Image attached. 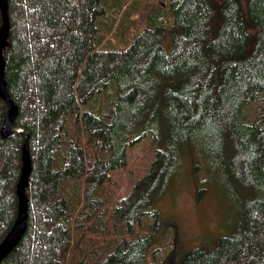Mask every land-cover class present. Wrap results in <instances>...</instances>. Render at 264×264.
<instances>
[{"label": "trees", "instance_id": "16d2710c", "mask_svg": "<svg viewBox=\"0 0 264 264\" xmlns=\"http://www.w3.org/2000/svg\"><path fill=\"white\" fill-rule=\"evenodd\" d=\"M7 1L5 76L32 172L27 232L0 264H167L172 251L158 252L176 226L160 202L199 144L243 207L232 236L178 264H264V0H117L140 29L123 48L99 29L109 0ZM6 109L0 97V243L18 214L26 138L3 137Z\"/></svg>", "mask_w": 264, "mask_h": 264}, {"label": "rangeland", "instance_id": "374dc122", "mask_svg": "<svg viewBox=\"0 0 264 264\" xmlns=\"http://www.w3.org/2000/svg\"><path fill=\"white\" fill-rule=\"evenodd\" d=\"M155 1L163 2V0H127L128 3H135L137 7L141 3L144 5ZM123 13L124 8L120 7L117 0H109L106 14L99 25L100 32L107 38L104 41L105 45L114 42L122 48L127 47L128 41L130 42L139 32L140 29L133 31L130 23L123 19ZM166 49L167 51L171 49L170 42L166 43ZM114 92L115 89L112 87L106 93H101L97 104L109 102ZM204 144L206 149H212L206 142ZM146 145L141 143L133 149L134 158L131 161H136L142 156V148ZM193 150L192 153L187 152L183 155L179 175L164 193L160 202L164 215L174 218L176 226V232L173 230L175 233L168 231L169 240L164 244L167 249L158 252L164 256L167 251H172L167 264H178L183 256L195 247L204 245L208 249H213L220 237L232 236L237 229L243 207L242 194L224 174L219 156L212 150L206 152L201 144ZM134 167L137 165L132 164L130 168L132 173L120 176L119 180L127 182L134 177V171H136ZM199 182L203 185L201 188L203 191L197 195ZM123 186V189L127 190L128 186ZM167 221L169 224L172 222L171 219ZM173 242L174 247L171 245Z\"/></svg>", "mask_w": 264, "mask_h": 264}, {"label": "water", "instance_id": "95a60500", "mask_svg": "<svg viewBox=\"0 0 264 264\" xmlns=\"http://www.w3.org/2000/svg\"><path fill=\"white\" fill-rule=\"evenodd\" d=\"M0 9L2 12L3 23L0 27V97L7 102V109L4 114L2 125V135L7 138L14 133L25 134V144L23 147V167L20 180L17 187V195L19 199L18 214L12 225L9 233L0 243V263L14 251V249L21 243L28 228L29 219V204L26 188L29 184V177L32 172V160L28 148L29 132L22 129L16 124V118L19 114V108L12 99L8 91V83L6 80V59L4 56V49L8 45L10 36L11 24L9 18V5L7 0H0Z\"/></svg>", "mask_w": 264, "mask_h": 264}]
</instances>
